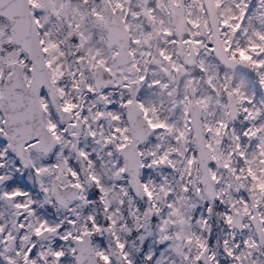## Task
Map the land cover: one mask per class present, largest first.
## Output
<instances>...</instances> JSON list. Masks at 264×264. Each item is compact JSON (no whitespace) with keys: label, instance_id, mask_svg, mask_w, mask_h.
<instances>
[{"label":"snow or ice","instance_id":"snow-or-ice-1","mask_svg":"<svg viewBox=\"0 0 264 264\" xmlns=\"http://www.w3.org/2000/svg\"><path fill=\"white\" fill-rule=\"evenodd\" d=\"M0 264H264V0H0Z\"/></svg>","mask_w":264,"mask_h":264}]
</instances>
